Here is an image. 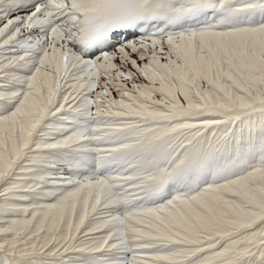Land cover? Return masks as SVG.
Listing matches in <instances>:
<instances>
[{
	"label": "rangeland",
	"instance_id": "1",
	"mask_svg": "<svg viewBox=\"0 0 264 264\" xmlns=\"http://www.w3.org/2000/svg\"><path fill=\"white\" fill-rule=\"evenodd\" d=\"M239 8L261 22L105 60L125 89L100 98L96 135L39 125L35 88L4 83L16 60L0 53V264H264V0ZM210 109L254 111L180 116ZM162 172L177 185L161 201Z\"/></svg>",
	"mask_w": 264,
	"mask_h": 264
},
{
	"label": "bare ground",
	"instance_id": "2",
	"mask_svg": "<svg viewBox=\"0 0 264 264\" xmlns=\"http://www.w3.org/2000/svg\"><path fill=\"white\" fill-rule=\"evenodd\" d=\"M245 1L152 0L149 7H157L159 12L156 15L137 21L133 29L98 45L83 47L78 41L81 16L70 7V0H0V53L8 54L16 60L13 66L4 65L6 79H1L16 87L31 82L35 88L34 94L38 95L40 101H30L28 105L34 112L42 110L40 122H37L39 125H44L45 120L67 122L71 131L96 135V125L102 119L101 107L108 110L112 107L111 104L100 102V98L106 102L114 100L125 89L121 80L110 78L115 74L110 75L108 69L101 67L105 60L115 58L114 65L123 66L118 58L122 55L120 53L126 52L127 66H131L138 56L148 51L149 45L161 39L172 45L164 44L163 48H159L160 51L175 54L176 50H182L186 53L188 49L185 46L189 40L193 38L197 41L201 32H218L219 28H227L232 24L247 25L251 24L249 22L253 18L255 21L262 19L259 16L249 17L252 11L240 10L239 6ZM123 3H127V0L109 2L107 7L116 13L121 11ZM179 13L182 14L181 19L171 23L168 18ZM181 58L185 56L181 55ZM184 60L187 65H192L188 59ZM3 87L1 84L0 89ZM49 93L52 96L48 98ZM86 98H91L90 115L83 111ZM7 106L9 110L14 105L10 103ZM69 117L73 120L69 121ZM89 167L86 171H76L86 175L101 173L97 167ZM148 182L153 193H157L156 196L152 195L153 198L161 201L177 185L168 182L163 172ZM149 186H146L148 191Z\"/></svg>",
	"mask_w": 264,
	"mask_h": 264
}]
</instances>
